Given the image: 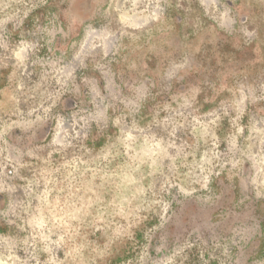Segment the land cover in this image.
Returning a JSON list of instances; mask_svg holds the SVG:
<instances>
[{
  "label": "rangeland",
  "instance_id": "obj_1",
  "mask_svg": "<svg viewBox=\"0 0 264 264\" xmlns=\"http://www.w3.org/2000/svg\"><path fill=\"white\" fill-rule=\"evenodd\" d=\"M0 264H264V0H0Z\"/></svg>",
  "mask_w": 264,
  "mask_h": 264
},
{
  "label": "crops",
  "instance_id": "obj_2",
  "mask_svg": "<svg viewBox=\"0 0 264 264\" xmlns=\"http://www.w3.org/2000/svg\"><path fill=\"white\" fill-rule=\"evenodd\" d=\"M136 19H139L138 20V22L140 23L142 20H144L145 21V17H139V18H135L134 20H136ZM133 20V21H134ZM134 22H136V21H134ZM74 25H79L78 23H75V22H73V26ZM170 51H172L173 53H175V54H177V53H180V52H182V51H185V49H178L177 48V45H174V49H169ZM161 49H154V51H152V54H154V52H155V54L157 55V57L161 54Z\"/></svg>",
  "mask_w": 264,
  "mask_h": 264
}]
</instances>
